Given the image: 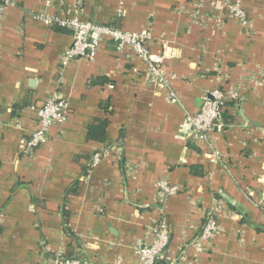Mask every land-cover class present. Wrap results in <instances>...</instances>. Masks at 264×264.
<instances>
[{
  "label": "crops",
  "instance_id": "obj_1",
  "mask_svg": "<svg viewBox=\"0 0 264 264\" xmlns=\"http://www.w3.org/2000/svg\"><path fill=\"white\" fill-rule=\"evenodd\" d=\"M11 1L0 20V264H50L58 254L141 264L139 248L155 242L159 222L170 239L156 264H264V0H241L246 27L210 0ZM79 2L86 20L149 32L166 85L108 39L92 62L63 67L72 32L36 16ZM213 90L238 97L224 107L225 130L198 145L187 115ZM57 97L68 119L25 152L38 110ZM101 119L105 143L88 139ZM107 147L120 157L91 165ZM159 182L181 191L161 196ZM209 214L218 229L204 241Z\"/></svg>",
  "mask_w": 264,
  "mask_h": 264
},
{
  "label": "built area",
  "instance_id": "obj_2",
  "mask_svg": "<svg viewBox=\"0 0 264 264\" xmlns=\"http://www.w3.org/2000/svg\"><path fill=\"white\" fill-rule=\"evenodd\" d=\"M58 0H46L47 8L55 5ZM217 4L216 8L220 11H226L231 17L238 20L241 26L246 27L249 22L247 13L242 7L241 0H210ZM12 4L11 0H1L0 20L6 6ZM36 18L49 25H59L61 28L69 30L73 34L72 47L64 54L61 65L67 66L73 60H84L92 62L97 55L101 43L108 39L112 41L118 50H129L138 58L143 60L148 68L149 76L158 83L166 85V78L163 69L165 57L153 54L148 43L151 41V34L147 31L133 33L121 28L104 25L95 21L86 20L83 15L81 3L73 10L60 12L57 15H49L47 12L37 14ZM251 34V32H250ZM237 93L226 94L221 90L208 92L203 98L201 108L196 114H188L187 121L191 126L192 139L195 144H206L210 142V136L213 132H222L226 128L223 121V110L229 100H235ZM172 102H177L174 94H171ZM38 128L31 135L29 140L24 143V151L31 153L44 146L50 138V131L53 125L62 124L68 119V103L62 98H52L45 102L42 108L37 112ZM120 157L119 147L103 148L91 159V165L96 166L102 158ZM211 158L213 161L220 159V154L212 150ZM158 189L161 196H174L181 190L178 187L169 186L166 182H159ZM217 221L213 214L206 218L204 230L200 239L204 241L212 240L217 234ZM155 242L152 245H143L139 248L141 264H156V262L165 254L169 244L170 234L166 224L159 222L153 226L152 230ZM50 264H82L81 261L65 258L63 254H58L51 259Z\"/></svg>",
  "mask_w": 264,
  "mask_h": 264
},
{
  "label": "trees",
  "instance_id": "obj_3",
  "mask_svg": "<svg viewBox=\"0 0 264 264\" xmlns=\"http://www.w3.org/2000/svg\"><path fill=\"white\" fill-rule=\"evenodd\" d=\"M110 106L109 103H103L101 105V109L108 112ZM109 121L107 119L103 120H97L94 124L90 125L88 129V139L89 140H94V141H99L101 143L106 142V131L108 128ZM78 185L75 184L73 189L69 191V193L75 194L77 192ZM64 215L67 216V212H64ZM264 230V227L258 228V231ZM158 264V263H157Z\"/></svg>",
  "mask_w": 264,
  "mask_h": 264
}]
</instances>
